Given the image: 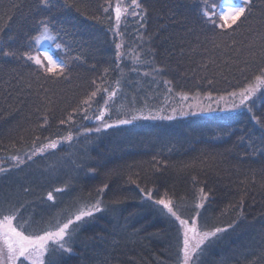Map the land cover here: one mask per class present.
Here are the masks:
<instances>
[{
    "label": "trees",
    "instance_id": "16d2710c",
    "mask_svg": "<svg viewBox=\"0 0 264 264\" xmlns=\"http://www.w3.org/2000/svg\"><path fill=\"white\" fill-rule=\"evenodd\" d=\"M52 2L56 7L46 9L39 0H0V50L13 54L0 53V160L71 139L2 167L0 206L19 209L21 222L40 233L101 199L105 210L74 235L73 255L61 264H180L178 222L141 195L151 189L159 199L167 192L183 218H197L203 230L233 225L196 264H264V127L251 118L264 121V94L248 103L251 112L176 117L180 97L226 99L254 83L264 67V0H255L247 19L226 34L200 22L201 0H138L139 15L121 29L120 62L114 16L104 10L113 0ZM41 22L70 43L66 78L24 59ZM111 87L118 92L107 102L108 121L175 118L87 132L81 102L97 91L89 116Z\"/></svg>",
    "mask_w": 264,
    "mask_h": 264
},
{
    "label": "snow or ice",
    "instance_id": "6c2138e0",
    "mask_svg": "<svg viewBox=\"0 0 264 264\" xmlns=\"http://www.w3.org/2000/svg\"><path fill=\"white\" fill-rule=\"evenodd\" d=\"M40 4L44 8H54L56 4L52 0H39ZM58 2V0H57ZM131 3L138 9L139 4L137 0H131ZM255 4V0H239L236 6H229L226 10L216 2V0H201V3L197 5L200 8L199 20L205 25H211L213 29H220L226 34L228 29L235 31V28L239 24L247 19L246 13H251ZM62 7H71V5L65 3ZM111 8L114 13V18L119 25L122 16L125 15L126 9H123L119 3L115 7L108 5L104 10L109 11ZM139 15V13H134ZM43 32L39 33L36 38L30 41V51L24 56V59L30 61L37 66L38 69H42L45 74L49 76H57L58 78H66L65 72L67 65L64 64L63 59H54L47 50H41L43 42L47 41L53 44L57 50H62V43H57L58 37L49 35V26L46 22H41ZM215 34V32L213 33ZM34 51L36 54H32ZM121 45L117 44L116 56L119 59L121 57L120 49ZM3 56L13 55L8 51L0 50ZM159 73L160 69H155ZM259 74L255 75L254 83H250L239 92H231L228 95L239 99V103L233 102L229 107L220 109L221 112L229 113L236 111L241 107H247L248 111H252L248 107V102L252 100L254 94L259 91L264 94V88L259 86L264 85V67H260ZM95 84L96 82L93 81ZM169 82L165 81L168 85ZM99 91V86H97ZM103 93L110 94L112 97L117 95L118 89L104 88ZM171 91V88H169ZM97 97V91H93L81 104L80 112L84 113L83 119L89 120L87 111L92 110L93 102ZM187 99V97H184ZM210 99V97H209ZM223 99V97H221ZM211 110V109H208ZM107 111V101H105V107L99 109V114L95 115V120L98 122V126L94 129L96 132L101 130L110 129L118 125H127L137 119H165L172 120L174 116L157 117L153 115L149 116H137L132 115L131 119H120L115 123H109L105 120V114ZM175 111V109L173 110ZM187 113L181 112V115ZM252 120L257 124L264 127V121L258 119L253 115ZM73 117L70 115L68 120L71 121ZM47 123V119H45ZM65 123V121H61ZM91 131V130H90ZM39 139V138H37ZM68 139H71L69 137ZM35 145V141H34ZM57 142H50L48 144H41L34 147L31 155L27 156V159L31 160L33 156L44 154L49 148H56ZM15 161H20L19 156L12 157ZM135 183V181H132ZM107 187V186H105ZM57 192L63 191V189H56ZM104 192V188L99 190ZM201 199L206 200L208 194L201 189ZM142 199L145 202H151L155 210L162 215L165 219H169L173 222H178L179 228L183 232V247L182 260L180 264H196L199 257L202 256L205 251L215 242L223 238L222 234L226 233L233 225L227 227H214L210 230H203L198 224V219L195 217L183 218L182 209L171 199L167 192L159 199H154V193L151 189H141ZM53 194L48 193L47 199L53 200ZM202 203H196L195 208L200 209ZM105 210L103 201L97 199L95 203H85L78 207L74 212L70 213L66 218H56L54 222H50L47 229L41 230L40 233L35 231H29V223L21 222V216L19 209H13L12 207L4 208L0 206V264H61L65 258H70L73 255L74 235L80 230V228L87 224L90 219H95L97 213H101Z\"/></svg>",
    "mask_w": 264,
    "mask_h": 264
},
{
    "label": "rangeland",
    "instance_id": "374dc122",
    "mask_svg": "<svg viewBox=\"0 0 264 264\" xmlns=\"http://www.w3.org/2000/svg\"><path fill=\"white\" fill-rule=\"evenodd\" d=\"M216 2L221 6V8L226 10L227 7H229V6H236L239 3V0H216ZM117 3H119L121 5V7L123 9H126L127 11H126L125 15L122 16V18L119 22V25H117V22L114 18V27L112 29L111 35L115 39L116 45L117 44L122 45L121 44L122 43L121 29H122L123 25L126 24V21L128 19H131V18L136 16V15H134V13H137L138 9L131 3V0H113L112 7H115ZM137 3H138V0H137ZM111 12H112V10H111ZM112 14L114 16L113 12H112ZM42 32H43V28H41L40 33H42ZM48 34L51 36H54V37H58L57 43H62V50H57L53 44H50L47 41L43 42L41 50L42 51L47 50L48 53L50 55H52L54 59H63L64 64L70 65L71 62L74 60V56L72 54V49H71L70 43L63 36H61L59 34V32H55L54 30H52V28L50 26H49V33ZM32 54H34V55L36 54V52L34 51V46H33ZM121 59H122V56L118 59V62H120ZM259 87L264 88V85H261ZM111 89H113V87H111ZM259 93H261V92L257 91L254 94L252 100H255V98L257 97V95ZM226 97H230V98H226V99H211L210 98L209 99V98L187 97V99H185L184 97L183 98L180 97L181 99L179 98V100H178L179 104H180V109H179L178 113L176 114V117H185L187 115H192V114L206 115V116H216L219 114L220 115H227L229 113H234V112L240 111V110L245 108V107H241L238 110L232 111L229 113L221 112L220 109H223L225 107H229L233 102H235L237 104L239 103L238 97L237 98H233L231 96H226ZM111 98H112V96L110 94H106V96L103 98L99 108L94 110L92 113L89 114L90 119L85 121V123L82 127L83 129H85L87 132H91L98 126V122L95 120V115L99 114L100 108L105 107V101L108 102ZM208 109H211V110H208ZM181 112H185L187 114L181 115ZM105 117H106V114H105ZM105 120L109 123H115V122L108 121L106 118H105ZM68 138L69 137H67L65 140H61V141H54V142H57V147L54 149L49 148V149H47V151L45 153H47L51 150L58 149L61 146H63L64 144L68 143L70 141ZM31 154L32 153H30L24 157H21L20 161H15L12 158L0 160V169L2 167L22 165L23 163H25L26 161L29 160V159H27V156H29ZM36 156H38V155H36ZM36 156H33V158ZM182 238H183V232H182Z\"/></svg>",
    "mask_w": 264,
    "mask_h": 264
}]
</instances>
